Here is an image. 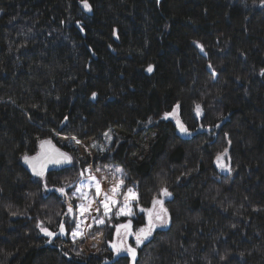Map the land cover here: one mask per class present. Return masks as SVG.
Masks as SVG:
<instances>
[{
  "label": "trees",
  "instance_id": "obj_1",
  "mask_svg": "<svg viewBox=\"0 0 264 264\" xmlns=\"http://www.w3.org/2000/svg\"><path fill=\"white\" fill-rule=\"evenodd\" d=\"M88 3L0 0V264H131L112 247L115 225L144 227L140 208L161 187L170 222L137 247L136 264H264V4ZM177 103L188 136L163 118ZM46 139L72 163L35 177L22 156ZM225 148L232 171L221 173ZM89 175L102 193L123 179L133 215L96 226L97 203L81 214L103 199Z\"/></svg>",
  "mask_w": 264,
  "mask_h": 264
},
{
  "label": "snow or ice",
  "instance_id": "obj_2",
  "mask_svg": "<svg viewBox=\"0 0 264 264\" xmlns=\"http://www.w3.org/2000/svg\"><path fill=\"white\" fill-rule=\"evenodd\" d=\"M159 2V0H157ZM81 3L83 5L84 10L91 12L92 7L88 3V0H81ZM261 3L264 4V0H261ZM79 23V21L77 22ZM83 30V29H81ZM197 44V47L200 48V50L203 52L204 47L199 42H194ZM208 67L212 69L211 75L213 78L216 76L215 69L213 68L212 64L209 63ZM154 70L153 65H149L146 69L148 73H152ZM261 75H264V69L261 70ZM97 96V93H92V98L95 99ZM180 105L177 103L171 113H165L164 119H167L169 116L174 115L177 110L179 109ZM196 112L197 115L201 112V106L197 104L196 106ZM67 119V117H65ZM149 123H151V119L149 120ZM178 129L183 134H188L189 130L188 128L177 119L176 121ZM219 125H217L218 127ZM105 137L111 141V136L109 133H104ZM72 140H75L77 144L80 143L79 140L76 139V137H72ZM40 147L41 152L38 153L36 156H29L28 154H24L22 156V160L25 164H27L31 169L34 175L39 176L43 178L45 168L48 164L53 165H60L63 163H71L72 157L69 156L67 153L61 152L58 148H55L54 145H52V142L50 139L46 140H40ZM229 144H231V141H228ZM228 157V148H225L223 152H220L215 157V163L217 166L221 169V171H228L231 172L232 169L229 164H225L224 158ZM85 171L91 172V165L88 166L87 169L82 171L80 173L81 176H84ZM99 171V169H97ZM122 169H115L116 173H122ZM88 185L87 187L91 188L93 185L95 186V196L103 195V199L96 201L92 200L89 201L88 206L80 205L81 214L85 212H89L93 203H97L99 206L96 207L95 211L98 214L97 216L91 217L93 220V223L96 226L104 225L106 221H111L112 217L115 216L117 218L119 217H130L133 215V209H132V203L138 202L137 194L131 189L128 188L126 192L121 193V188L124 186V180L120 179L118 182L114 183L110 189V192H101V182L95 175H89L87 177ZM56 191H59L61 193H64V189L58 188ZM123 195V201H119L117 198L120 195ZM87 194L81 191V196L85 197ZM172 193L167 189V187H161L159 191V196L162 197H171ZM152 207L151 208H140L141 212L147 213V224L144 227H140L137 230H133V224L132 220L129 219L126 223H120L115 225L116 234L120 238L121 245H123V251L127 252V254L131 257L132 264H135L136 255H137V247L141 246L145 241L149 240V238L152 236L153 231L155 228L159 226H166L170 222V216L168 213V209L164 207V201L163 199H160L158 197H153L152 199ZM103 208V214H100V209ZM116 208L117 210L115 213H112V209ZM72 211L71 205L69 206V212ZM15 215L16 213H12ZM93 224H89L88 228L91 229ZM37 227L40 228V231L44 233L47 237H53L56 235V233L50 231L48 228L43 227L42 224H38ZM60 234H64L66 229L64 223H60ZM79 225H77V230H74L72 232L73 237L76 236H82V234L78 231ZM128 237H134L135 238V245L136 247H133L131 244H127V238ZM49 242H51L49 240ZM112 247L117 251H121V246L113 244ZM67 255V253H65ZM243 255V253H241ZM221 259H224V257H221Z\"/></svg>",
  "mask_w": 264,
  "mask_h": 264
},
{
  "label": "rangeland",
  "instance_id": "obj_3",
  "mask_svg": "<svg viewBox=\"0 0 264 264\" xmlns=\"http://www.w3.org/2000/svg\"><path fill=\"white\" fill-rule=\"evenodd\" d=\"M170 118L174 119V120H177L178 119V110L177 112L174 114V115H171L169 116ZM225 164H229L230 165V160H229V156L228 157H225L224 158V161H223ZM217 166V164H216ZM218 167V166H217ZM219 171L221 173H225L227 171H221V169L218 167ZM169 197H162L163 201H164V207H165V201L168 199ZM147 214V213H146ZM167 226V225H166ZM162 227H165V226H157L155 229L157 228H162ZM133 230H137L133 227ZM127 244H131L133 247H136L135 245V238L134 237H128L127 238V241H126ZM113 244H116V245H119L121 246V251L120 252H117L114 248V250L116 251L117 254H127V252L123 251V245H121V241H120V238L117 236V234L115 235V240L113 242ZM129 256V255H128ZM131 258V257H130ZM136 260H137V255H136ZM136 260H135V264H136ZM131 264H132V260H131Z\"/></svg>",
  "mask_w": 264,
  "mask_h": 264
},
{
  "label": "water",
  "instance_id": "obj_4",
  "mask_svg": "<svg viewBox=\"0 0 264 264\" xmlns=\"http://www.w3.org/2000/svg\"><path fill=\"white\" fill-rule=\"evenodd\" d=\"M183 134V133H182ZM183 135H185V136H188V134H183ZM51 142H52V145H54L55 146V148H58L61 152H64V153H67V152H65L64 150H62L60 147H58L52 140H51ZM41 152V147L39 146V151H38V153H40ZM37 153V154H38ZM37 154H35V155H33V156H36ZM68 154V153H67ZM69 156H71L70 154H68ZM72 163V162H71ZM71 163H63V164H60V165H53V164H48L47 165V167L45 168V171H44V176L43 177H45L49 172H51V171H54V170H60V169H63V168H65V167H68L69 165H71ZM24 165L27 167V169L32 173V175H34L33 174V172H32V169L27 165V164H25L24 163ZM35 177H39V176H36V175H34Z\"/></svg>",
  "mask_w": 264,
  "mask_h": 264
},
{
  "label": "bare ground",
  "instance_id": "obj_5",
  "mask_svg": "<svg viewBox=\"0 0 264 264\" xmlns=\"http://www.w3.org/2000/svg\"><path fill=\"white\" fill-rule=\"evenodd\" d=\"M59 147V146H58ZM66 152V151H65ZM68 153V152H67ZM41 178V177H40Z\"/></svg>",
  "mask_w": 264,
  "mask_h": 264
}]
</instances>
